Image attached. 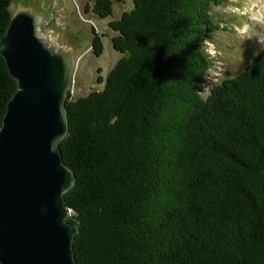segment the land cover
I'll use <instances>...</instances> for the list:
<instances>
[{"label":"trees","instance_id":"obj_1","mask_svg":"<svg viewBox=\"0 0 264 264\" xmlns=\"http://www.w3.org/2000/svg\"><path fill=\"white\" fill-rule=\"evenodd\" d=\"M11 2L0 0V37ZM223 2L133 0L109 22L127 55L105 87L68 92L60 147L76 174L65 199L79 263L264 264V49L206 90ZM113 3L87 9L104 19ZM91 45L103 53L94 28ZM16 88L0 55V127Z\"/></svg>","mask_w":264,"mask_h":264},{"label":"water","instance_id":"obj_2","mask_svg":"<svg viewBox=\"0 0 264 264\" xmlns=\"http://www.w3.org/2000/svg\"><path fill=\"white\" fill-rule=\"evenodd\" d=\"M52 12L46 19L22 10L0 37L17 82L0 127V264H81L74 250L80 229L65 199L76 174L60 147L75 56L47 29Z\"/></svg>","mask_w":264,"mask_h":264},{"label":"rangeland","instance_id":"obj_3","mask_svg":"<svg viewBox=\"0 0 264 264\" xmlns=\"http://www.w3.org/2000/svg\"><path fill=\"white\" fill-rule=\"evenodd\" d=\"M94 0H12V16L22 10L46 17L52 6L51 32L58 43L72 49L75 56L73 81L69 91L71 98L86 96L92 90H102L107 77L120 60L127 55L113 48L112 38L117 35L110 26L111 20L119 19L123 12L134 7L133 0H114L113 13L108 18H100L92 12ZM246 0H224L222 5L213 7V14L221 20L223 27L205 43L213 58V66L206 79L205 88L224 79L237 76L246 68L253 57L264 49V43L242 39L237 29L246 21L237 9L242 8ZM95 29L102 36L104 50L100 56L92 51V37ZM101 78V81H99Z\"/></svg>","mask_w":264,"mask_h":264},{"label":"clouds","instance_id":"obj_4","mask_svg":"<svg viewBox=\"0 0 264 264\" xmlns=\"http://www.w3.org/2000/svg\"><path fill=\"white\" fill-rule=\"evenodd\" d=\"M237 12L246 17L237 29L238 35L242 39L264 43V0H246Z\"/></svg>","mask_w":264,"mask_h":264},{"label":"flooded vegetation","instance_id":"obj_5","mask_svg":"<svg viewBox=\"0 0 264 264\" xmlns=\"http://www.w3.org/2000/svg\"><path fill=\"white\" fill-rule=\"evenodd\" d=\"M47 17H48V14H47V16H46L45 18L47 19ZM51 25H52V23H50V24L47 26V29H50V30H51ZM92 31H93V29H92Z\"/></svg>","mask_w":264,"mask_h":264}]
</instances>
